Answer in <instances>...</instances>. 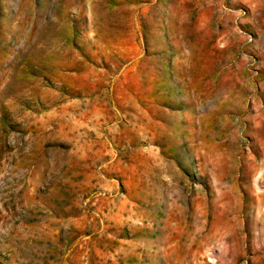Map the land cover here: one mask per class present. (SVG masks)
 <instances>
[{
    "label": "rangeland",
    "instance_id": "rangeland-1",
    "mask_svg": "<svg viewBox=\"0 0 264 264\" xmlns=\"http://www.w3.org/2000/svg\"><path fill=\"white\" fill-rule=\"evenodd\" d=\"M0 264H264V0H0Z\"/></svg>",
    "mask_w": 264,
    "mask_h": 264
}]
</instances>
